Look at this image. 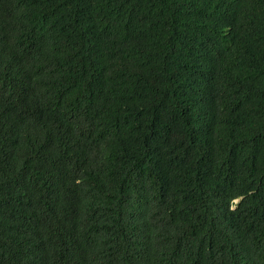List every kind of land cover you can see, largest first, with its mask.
Here are the masks:
<instances>
[{
	"label": "trees",
	"instance_id": "1",
	"mask_svg": "<svg viewBox=\"0 0 264 264\" xmlns=\"http://www.w3.org/2000/svg\"><path fill=\"white\" fill-rule=\"evenodd\" d=\"M0 264H264V0H0Z\"/></svg>",
	"mask_w": 264,
	"mask_h": 264
}]
</instances>
